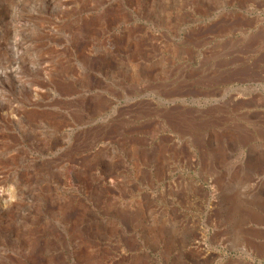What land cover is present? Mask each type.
Here are the masks:
<instances>
[{"label": "rangeland", "instance_id": "rangeland-1", "mask_svg": "<svg viewBox=\"0 0 264 264\" xmlns=\"http://www.w3.org/2000/svg\"><path fill=\"white\" fill-rule=\"evenodd\" d=\"M202 252L264 264V0H0V264Z\"/></svg>", "mask_w": 264, "mask_h": 264}, {"label": "crops", "instance_id": "crops-1", "mask_svg": "<svg viewBox=\"0 0 264 264\" xmlns=\"http://www.w3.org/2000/svg\"><path fill=\"white\" fill-rule=\"evenodd\" d=\"M251 235V234H250ZM253 235L255 236L254 238H250L249 242L250 243H253V246L254 247H257V244H258V239H257V235L255 233H253ZM176 241H178V238L176 237ZM172 258H181L182 257V254L184 253V249L182 248H179V249H176L174 252L172 251ZM220 258L218 257L217 254H214L213 256L211 257H207L205 252H202V253H199L197 256L194 257V262H197V263H206V262H211V263H214V264H220Z\"/></svg>", "mask_w": 264, "mask_h": 264}]
</instances>
